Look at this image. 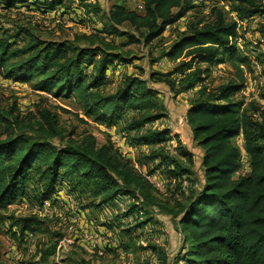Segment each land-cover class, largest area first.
Returning a JSON list of instances; mask_svg holds the SVG:
<instances>
[{"label": "trees", "instance_id": "obj_1", "mask_svg": "<svg viewBox=\"0 0 264 264\" xmlns=\"http://www.w3.org/2000/svg\"><path fill=\"white\" fill-rule=\"evenodd\" d=\"M197 2L142 0L141 12L114 4L101 14L105 24L96 33L74 35L72 40H44L23 26L11 30L0 27V74L13 82L30 84L42 98L46 94L72 101L84 117L107 128L122 123L120 133L128 145L149 148L138 161L153 165L150 172L159 171L180 183L193 174V154L170 128L153 126L168 117L160 92L135 75L124 76L108 90L107 72L134 60L132 52L123 49L125 44L151 43L167 27L200 7ZM218 2L227 3L229 10L213 5L208 15L193 16L161 53L160 57H183L180 64L170 72L149 76L174 96L199 86L185 117L193 141L203 152V182L199 188L189 189L176 211L165 212L181 235L178 253L170 261L160 246H138L155 257L138 264H264V107L256 100L235 96L245 85L251 59L238 48L235 22L229 15L247 19L263 11L264 5L261 0ZM66 3L0 0V9L9 11L26 4L27 9L42 13L61 8L66 14L70 8ZM80 5L87 14L101 12L88 0H80ZM124 24L134 33L121 30ZM261 31L264 33V28ZM114 36L126 37L127 42H115ZM261 55L257 61L264 74ZM220 64L232 67L231 76L209 88L203 82ZM259 97L264 99V89ZM35 112L21 117L15 104L7 109L0 106V227L8 222L10 230L14 229L12 235L18 230L22 236L44 223L45 219L34 214L15 217L4 212L16 200L27 198L29 189L32 204L52 199L62 188L75 198L86 196L90 200L83 209L99 210L120 196H129L132 201L120 217H146L122 228L124 232L131 234L150 222L147 207L158 203V192L109 137L99 142L89 131L76 137L60 126L59 115L48 106H37ZM26 131L39 137L31 138ZM55 138L59 143L53 141ZM172 140L176 141L174 147ZM242 150L248 160L247 172L239 171ZM51 248L44 250L42 260L51 254ZM0 264H4L1 252Z\"/></svg>", "mask_w": 264, "mask_h": 264}, {"label": "rangeland", "instance_id": "obj_2", "mask_svg": "<svg viewBox=\"0 0 264 264\" xmlns=\"http://www.w3.org/2000/svg\"><path fill=\"white\" fill-rule=\"evenodd\" d=\"M88 1L96 3L100 7L101 12L99 14H87L81 11L80 0H66L68 5H70L66 14L62 12L63 9L61 8L52 12L42 13L35 9H27L26 4L9 11L0 9V27L11 30L15 28V26H23L29 28L35 35L44 40H72L74 35L85 33L83 31V29H85L83 25L85 22L86 24L91 23L90 25H94L96 28L100 29L103 24H105V20L101 17V14L109 11L114 4L120 3L127 9H133L137 12H141L142 10V0ZM197 1V3L200 4V7H196L193 12L187 13L174 25L167 27L162 35L154 39L151 43L144 44L143 42H139L124 45L123 49L130 50L132 52L130 56L133 57L134 60L128 65L115 66L108 77V90L113 89L124 76L135 75L148 80L150 86L163 89L158 91L161 94L160 98L162 101L166 99L168 101L166 109L167 107L170 108L173 106L176 107L178 104L180 105V102H177L179 101L176 99L177 97L172 95L164 84L150 80L149 76L153 72H170L174 67L180 64L183 57L171 59L165 56L160 57V55L163 51H166L169 48L175 37L186 28L193 16L197 15L196 17L202 18L208 15L207 13L213 5L223 6L225 10H229V5L227 3L223 5V3L218 2V0ZM120 28L121 30L134 33L128 24H124ZM250 31L252 33L254 32L251 28ZM113 40L118 43L127 42L126 37L114 36ZM249 44L250 42L247 40L246 49L249 48ZM158 61L164 62L163 66L158 67L156 63ZM250 65L251 67L248 70L249 75L247 78L253 82L257 79L258 74L255 73L254 64L251 63ZM201 66L204 67V65ZM232 71V67L229 64L218 65L204 80L203 84L207 85L209 88H215L218 84L225 82L231 76ZM198 88L199 86L191 91L184 92L185 95L181 98V102H183L184 106L186 103L189 104L190 98ZM263 89L264 84L259 89V96ZM42 96L44 98H42L39 93L33 91L30 84L16 83L4 78L0 74V106L4 109L15 104L19 116L28 117L31 116L29 114L36 113L37 106H48L52 111L59 115L60 126L66 130V132L73 131L77 137L82 132L89 131L96 136L99 142H104L107 137L112 141L115 136L123 134L120 133L122 123H119L115 127L107 128L104 125L95 123L90 118L84 117L80 111H78L77 106H75L70 100L55 99L46 94H42ZM45 96H47V99H45ZM235 96L241 97L239 96V93ZM174 119L175 120H173V114H170V117L168 116L166 121H159L158 127L162 129L170 128L172 130L175 129V127H180L181 124H186V118L184 117L180 121L181 124L179 123L178 118ZM26 132L31 138L39 137L34 131ZM181 135V141L183 142L180 141L181 144L193 154L194 162L191 166L193 174L190 175L189 179L184 178L180 183H177V180L175 179L176 182L167 186L164 193H157L158 203L153 208L147 207V213L151 220L143 228H140L131 234L125 233L122 228H124L126 224L121 223L120 215L114 217L109 225L103 223L100 210L91 208L83 209V206L88 204L90 200L86 196H82L80 199L76 198L79 202L77 206H72L68 202H64V205L59 203L55 204L57 213L65 218L68 224H73L78 230L81 228L90 230L97 236L105 234L106 241L108 242H112L115 228L117 230L116 235H118L120 245L122 244L121 246L124 251L123 257L120 258L115 250L107 251L104 256H98L86 252L75 243L69 244L62 241L66 228L59 225V217H54L50 220H44V223L33 231V233L31 232L32 236L30 238L27 237L26 240L24 239V235H19L18 230L16 231V235L13 236L12 232L14 229L10 230L8 222H4L0 227V252L3 263L13 264L12 259L6 257V255H10L14 248L21 252L23 256L21 260L22 264H138V261L146 258L151 259L152 261L155 260V257L152 254H149L148 251L139 249L140 247H138L146 246L147 244H155L162 247L171 261L181 248L182 240L180 233L175 228L174 221L170 218V215L165 212L167 209L176 211L178 205L183 203L188 197L189 189L193 187L199 188L202 183L201 178L203 177L201 168V160L203 156L202 149L195 141H193L191 133L185 132L184 134L182 132ZM123 136L126 142V137L124 134ZM53 141L59 143L57 138L53 139ZM173 142L176 144L175 140H173ZM237 142H240V138L237 139ZM136 148L137 149H134L135 151L130 154L133 155L136 163H140L137 158L143 157L142 154L147 153L149 148ZM152 166L153 165L148 166V169ZM27 194L28 197H25L26 199L16 200L13 204L9 205L4 212L7 215H14L15 217L31 215L32 203L30 199L33 198V192L31 189L27 191L26 195ZM131 201L132 199L130 198L125 203L127 204L126 207ZM145 217V215H142L143 219H145ZM92 220H94L93 224L90 223ZM142 242L146 245H142ZM31 245L34 246V255L29 252V247ZM50 247H52L50 249L51 254L45 260H42L44 250Z\"/></svg>", "mask_w": 264, "mask_h": 264}, {"label": "built area", "instance_id": "obj_3", "mask_svg": "<svg viewBox=\"0 0 264 264\" xmlns=\"http://www.w3.org/2000/svg\"><path fill=\"white\" fill-rule=\"evenodd\" d=\"M262 4L264 5V0H261ZM81 11H83L81 9ZM230 17L235 22V32H236V42L237 46L240 50H242L246 55L249 56L251 59V63L255 66V73L258 74L257 79L253 82L247 78L249 72L245 71L246 81L245 85L242 90L239 92V96H243L247 101L249 100H256L259 104L264 107V99L260 98L258 93L259 89L264 84V76L261 74V65L257 61V55L262 56L264 54V33L261 31V28H264V9L263 11L247 18V19H239L237 18L235 13H230ZM81 19V18H80ZM90 19V18H88ZM83 24V23H81ZM91 23L83 24L84 28L83 31L87 34L96 33L98 28L94 25H90ZM250 28L253 29V33L250 31ZM249 40V48L246 49V42ZM157 66H163L164 62L158 61L156 62ZM155 63V64H156ZM221 65V64H220ZM120 67V66H119ZM113 69L107 72V76L109 77L110 72ZM17 83V82H16ZM159 122L153 124L154 127H158ZM112 143L114 147L119 150V152L129 158L133 163L135 169L142 174L154 187V189L159 193H164L166 191V187L172 185L176 180L174 178H170L165 174H162L159 171L150 172L148 169V165L136 163L132 152L134 149H137L135 146L128 145L125 142V138L123 135L115 136L113 138ZM241 143V139L240 142ZM170 145L173 147L175 143L170 141ZM142 148H147V146H141ZM128 153V154H127ZM249 170L248 160L246 153L242 150L241 154V169L240 172H247ZM130 199L129 196H120L115 199L112 203H107L101 206L100 214L101 220L105 224H111V221L114 217L121 215L125 211V204ZM64 202L70 203L72 206L78 205V200L72 196L71 194L67 193L64 188L59 189L56 194L50 200H45L41 204L33 203L31 206V214H34L42 219H52L54 217H59V225L64 226L66 228L65 235L62 238V241L67 242L69 244H77L80 248L85 250L88 253L95 254L98 256H104L107 251L115 250L116 254L121 258L123 257V248L120 245V240L118 235H116V229L114 228L115 233H113L112 242L106 241L105 234H101L97 236L90 230H85L83 228L77 229L73 224H68L65 218L61 217L60 214L57 213L55 209V204L59 203L64 205ZM142 219L141 214H131L127 216H121V223L126 224L125 227L132 226L136 220ZM91 224L94 223V220L90 222ZM32 234L27 232L24 234V239L26 240L27 237L30 238ZM139 243V242H138ZM142 245H146L142 242ZM34 246L29 247V252L33 253ZM12 250V249H11ZM6 257L12 259L13 264H22L21 260L23 258L20 251L13 248V252L9 255L7 254ZM37 258V257H36Z\"/></svg>", "mask_w": 264, "mask_h": 264}, {"label": "crops", "instance_id": "obj_4", "mask_svg": "<svg viewBox=\"0 0 264 264\" xmlns=\"http://www.w3.org/2000/svg\"><path fill=\"white\" fill-rule=\"evenodd\" d=\"M156 89L157 90H163V89H160V88H156ZM183 95H185V93H181V94L177 95L176 96L177 98L175 97L177 100H179L177 102H180V105L178 104L176 107L173 106V107H170V108L167 107V109H166L168 116L170 117V114H173V120H175L174 118H178L180 124H181L180 121L183 119V117L186 118L185 117V113H186V110L188 108V104L186 102H185L186 103L185 106L183 105V102H181V100H182L181 98L183 97ZM163 102H164L165 107H166L167 102H168L167 99L164 100ZM164 121H166V119H164ZM172 132L175 133V134H177L179 136L180 141L182 139V135H181L182 132L184 134H185V132L191 133L190 132V129H189V126L187 125V123L186 124H181L180 127H177V128L175 127V129H172ZM201 180H202L201 182H203V179L202 178H201Z\"/></svg>", "mask_w": 264, "mask_h": 264}]
</instances>
